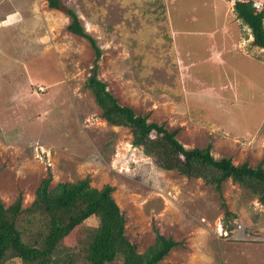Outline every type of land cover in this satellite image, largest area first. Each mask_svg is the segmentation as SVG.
<instances>
[{"label":"rangeland","instance_id":"1","mask_svg":"<svg viewBox=\"0 0 264 264\" xmlns=\"http://www.w3.org/2000/svg\"><path fill=\"white\" fill-rule=\"evenodd\" d=\"M158 1L65 0L102 51L97 62L91 42L47 0H0L2 202L30 206L50 177L51 188L89 179L114 188L139 253L155 230L180 243L161 264H264V205L230 180L220 196L202 179L161 170L132 146L129 128L102 118L86 86L95 72L120 106L176 131L184 149L264 166V49L257 67L228 60L236 51L225 52L221 29L235 27L214 8L231 0ZM227 212L245 228L232 235L245 240L226 238ZM97 224L85 221L66 242Z\"/></svg>","mask_w":264,"mask_h":264},{"label":"trees","instance_id":"2","mask_svg":"<svg viewBox=\"0 0 264 264\" xmlns=\"http://www.w3.org/2000/svg\"><path fill=\"white\" fill-rule=\"evenodd\" d=\"M47 2L51 9L71 18L69 31L91 42L98 62L102 51L85 32L76 12L65 0ZM234 12L251 29L253 44L264 49V8L259 12L252 0H238ZM96 76L94 72L86 86L95 97L102 118L110 126L129 128L132 146L143 150L161 170L202 179L220 196L223 185L230 180L246 196L264 205L263 164L235 165L231 158L216 160L211 155V147L184 149L176 138V131L170 132L164 125L148 122L147 116L136 115L132 108L120 106ZM51 182V177L42 181L28 207L19 198L6 208L0 197V264H161L180 245L155 230V243L139 253L126 235V218L113 198V187L99 190L91 187L89 179L59 183L54 188L50 187ZM91 218H97L98 224L76 233L73 243L68 244V237ZM226 218L225 226L230 232L226 238L243 240L231 233L245 229L231 224L236 214L227 212Z\"/></svg>","mask_w":264,"mask_h":264},{"label":"crops","instance_id":"3","mask_svg":"<svg viewBox=\"0 0 264 264\" xmlns=\"http://www.w3.org/2000/svg\"><path fill=\"white\" fill-rule=\"evenodd\" d=\"M228 3H229V7L225 9L224 7L223 8L219 7V6L222 7L223 5L222 2H219L218 6L214 8L216 11L215 13L219 15L221 14L220 12L224 13L223 17L220 18L222 23L225 21L226 18L231 19V16H232V20L230 22L232 23L231 25L235 27V30L234 29L230 30L228 28L221 29L222 31L221 36L223 40L220 39V35H217V36H219L220 42L221 43L223 42V44L225 45L226 53H230L229 50H231V52L236 51L233 54L230 53V57L228 59L229 61L233 60L232 56H237V58H234V61H238L239 58L241 57L239 64L243 63V65H241L240 67H237L238 70L240 68H247V69L251 68L252 65L257 67V65H255L256 54L259 53L261 48L253 44L254 37H253L251 29L248 26H246L242 21L238 20L236 13L234 12V6H232V3L231 4L230 2ZM217 31H215L216 32L215 35L218 33ZM218 54L222 56L223 50L221 49V51L218 52ZM230 78L231 77L229 76L228 79L230 80Z\"/></svg>","mask_w":264,"mask_h":264},{"label":"built area","instance_id":"4","mask_svg":"<svg viewBox=\"0 0 264 264\" xmlns=\"http://www.w3.org/2000/svg\"><path fill=\"white\" fill-rule=\"evenodd\" d=\"M234 2H235V0H233V3ZM252 2H253V7L255 8V10H257L259 12L262 11V9L264 8V1H262V0H252Z\"/></svg>","mask_w":264,"mask_h":264},{"label":"clouds","instance_id":"5","mask_svg":"<svg viewBox=\"0 0 264 264\" xmlns=\"http://www.w3.org/2000/svg\"><path fill=\"white\" fill-rule=\"evenodd\" d=\"M237 1H238V0H235V3H236ZM230 3H232V1H231ZM235 3H234V4H235ZM38 88H39L38 90H39L40 93H45V88H44L43 86H39ZM216 160H217V159H216ZM218 160H219V159H218ZM239 226H241V225H239ZM241 227H242V226H241ZM241 227H240V228H241ZM225 232H226V233H225ZM225 232H224V233L226 234L225 236H227L229 232H228V231H225Z\"/></svg>","mask_w":264,"mask_h":264}]
</instances>
